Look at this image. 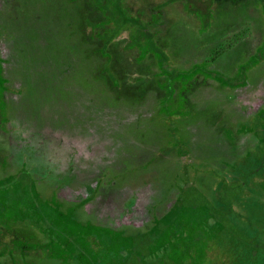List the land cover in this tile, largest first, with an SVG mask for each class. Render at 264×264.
<instances>
[{
    "label": "trees",
    "instance_id": "trees-1",
    "mask_svg": "<svg viewBox=\"0 0 264 264\" xmlns=\"http://www.w3.org/2000/svg\"><path fill=\"white\" fill-rule=\"evenodd\" d=\"M55 1L57 25L68 26L57 51L73 45L109 104L141 123L151 152L130 155L127 170L108 162L76 198L67 179L14 155L22 119L7 98L19 89L11 68L21 45L11 7L27 1L0 0V264H264V218L254 216L264 215V103L234 105L264 77V0ZM247 7L259 20L231 12ZM257 35L254 49L232 55ZM153 164L165 184L153 211L107 216L112 194L146 182Z\"/></svg>",
    "mask_w": 264,
    "mask_h": 264
},
{
    "label": "rangeland",
    "instance_id": "rangeland-1",
    "mask_svg": "<svg viewBox=\"0 0 264 264\" xmlns=\"http://www.w3.org/2000/svg\"><path fill=\"white\" fill-rule=\"evenodd\" d=\"M26 1L11 7L14 16L18 15L14 21L17 24L14 42L21 45L20 49L12 48L15 63L11 68L20 81L19 89L9 92L12 96L7 98L11 101L13 116L22 119L15 122L18 131L13 136V153L18 159L26 160L38 174L51 179L58 176L67 179L69 184L63 185L64 192L76 198L80 190L84 193L90 187L92 179L108 162L120 170H127L123 162L138 150L148 155L150 144L148 146L146 139L139 136L141 123L132 116L127 117L128 113L113 103L109 104L101 92L103 89L93 85L92 75L79 68L72 52L73 45L65 51H57L59 45L68 44L62 41L68 26L57 25L59 4L55 0ZM245 10L247 12L233 8L231 12L236 19L246 18L248 13L259 20L260 8L247 7ZM261 15L264 23L262 9ZM53 19L56 22L50 29L44 21ZM257 26L264 29L262 23L257 22ZM254 36L233 49L232 55L242 58L254 49L260 35ZM221 66H225L224 63ZM255 84V90L249 91L247 96L238 95L234 105L246 111L260 107L264 103V96H260L264 92V77H257ZM0 99V104L6 108L7 100L4 101L1 93ZM124 117L127 121H123ZM152 168L145 174L146 182L137 183L138 178L112 194L108 202L112 203V213L108 212L107 216L134 220L144 217L141 213L144 207L148 212L153 211L154 200L165 184L163 186L156 172L161 168L154 164ZM254 216L264 218L260 213Z\"/></svg>",
    "mask_w": 264,
    "mask_h": 264
}]
</instances>
